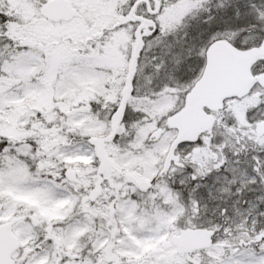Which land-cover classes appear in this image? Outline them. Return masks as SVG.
Wrapping results in <instances>:
<instances>
[{"label":"snow or ice","instance_id":"obj_1","mask_svg":"<svg viewBox=\"0 0 264 264\" xmlns=\"http://www.w3.org/2000/svg\"><path fill=\"white\" fill-rule=\"evenodd\" d=\"M0 264H264V0H0Z\"/></svg>","mask_w":264,"mask_h":264}]
</instances>
